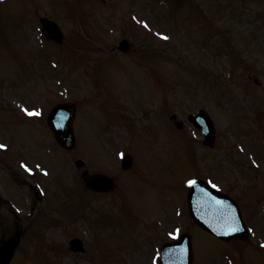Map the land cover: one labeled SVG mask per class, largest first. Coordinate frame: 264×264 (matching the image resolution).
Wrapping results in <instances>:
<instances>
[{
    "label": "rangeland",
    "instance_id": "obj_1",
    "mask_svg": "<svg viewBox=\"0 0 264 264\" xmlns=\"http://www.w3.org/2000/svg\"><path fill=\"white\" fill-rule=\"evenodd\" d=\"M40 16L57 22L61 43L41 32ZM122 38L130 42L125 55L114 49ZM250 48L258 59L247 57ZM263 50L264 0L0 2V141L10 144L0 152V247L22 235L9 264H149L154 244L184 230L193 264H264L254 238L222 243L195 227L186 210L174 213L183 207L180 181L207 177L232 191L254 235L264 234ZM65 101L77 109L71 150L46 124L49 110ZM196 109L213 120L210 147L199 132L200 142L184 143L190 123L178 129L169 118L184 120ZM113 121L126 127L105 131ZM114 140L135 142V166L149 171L143 177L155 173L159 186L113 170L117 149L109 152L107 142ZM237 143L254 163L237 154ZM77 158L88 171L117 176L115 190L85 188ZM24 165L49 180L44 197ZM155 189L159 201L142 203L139 193ZM76 236L84 253L69 250Z\"/></svg>",
    "mask_w": 264,
    "mask_h": 264
},
{
    "label": "water",
    "instance_id": "obj_2",
    "mask_svg": "<svg viewBox=\"0 0 264 264\" xmlns=\"http://www.w3.org/2000/svg\"><path fill=\"white\" fill-rule=\"evenodd\" d=\"M41 23L43 24L45 29L48 31L49 36L51 38L57 41L61 40V33L59 32L57 26L53 22L42 18ZM120 48L123 50L127 48V44L125 41H122L120 43ZM73 113H74V110H73L72 105L60 104L53 108V110L50 112L48 119H47V122L50 128L52 129L56 140L63 147H66V148H70L73 145V134H72V128H71ZM193 119L195 120V123L197 122L196 125L204 130V133L206 134L205 141H210L213 135V129H212V125L210 121L208 120V118L201 112H197L196 114L193 115ZM81 164H82L81 161L76 162L77 166H80ZM84 179L87 182V185L93 188L98 187L99 189L101 188L105 189L107 188V185H108V179L100 175H95L89 178L84 176ZM199 185L200 184H196L195 186H199ZM204 192L206 193V191ZM193 195L194 193L190 194V198H195V201H192L193 199L191 200L189 208H190V214L192 218L195 220V222L198 225L211 231L213 234L217 235L218 237H222V238H229L232 236L242 237V238L246 237V232L243 231V229H240L237 231L230 229L231 223L229 221L222 222V225H225V227H227V231L224 234L221 231H219L220 230L219 218H221L222 210L218 208L217 205H213L211 203L201 205V200H200L201 195L195 194L194 197ZM240 221L241 220L239 219L238 223L236 222L235 225L240 227V224H241ZM186 237L182 236L180 240H178L177 242L173 243L170 246H167L163 250V254H165L166 251L172 248L170 252L172 255L171 254H170L171 256L166 255L164 257V262H163L164 264H168L169 262H171L172 257L174 255L173 253L175 251L180 252L182 251V249L183 251L185 250L187 251V253H185L186 264H190V258H191L190 243H189L188 236ZM71 243L74 244L77 242L72 241ZM11 255H12V245L10 244V245L3 246L0 249V264H7Z\"/></svg>",
    "mask_w": 264,
    "mask_h": 264
},
{
    "label": "snow or ice",
    "instance_id": "obj_3",
    "mask_svg": "<svg viewBox=\"0 0 264 264\" xmlns=\"http://www.w3.org/2000/svg\"><path fill=\"white\" fill-rule=\"evenodd\" d=\"M167 37H165V39H166ZM27 111V110H26ZM3 147H6L5 145H2V144H0V148H3ZM24 167L29 171V172H31L32 171V169L31 168H28V166L27 165H24ZM189 183H195L194 181H189ZM233 230H235V229H233Z\"/></svg>",
    "mask_w": 264,
    "mask_h": 264
}]
</instances>
